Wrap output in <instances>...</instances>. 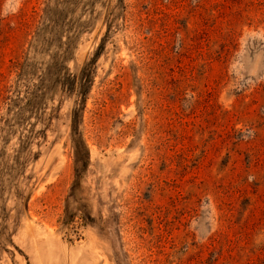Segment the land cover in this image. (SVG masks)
<instances>
[{"label": "rangeland", "instance_id": "374dc122", "mask_svg": "<svg viewBox=\"0 0 264 264\" xmlns=\"http://www.w3.org/2000/svg\"><path fill=\"white\" fill-rule=\"evenodd\" d=\"M0 264H264V0H0Z\"/></svg>", "mask_w": 264, "mask_h": 264}]
</instances>
